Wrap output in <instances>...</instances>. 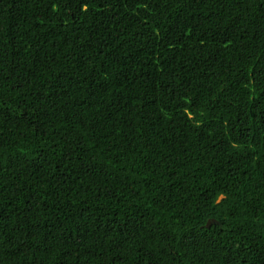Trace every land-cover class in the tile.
<instances>
[{"label":"trees","instance_id":"obj_1","mask_svg":"<svg viewBox=\"0 0 264 264\" xmlns=\"http://www.w3.org/2000/svg\"><path fill=\"white\" fill-rule=\"evenodd\" d=\"M0 264H264V0H0Z\"/></svg>","mask_w":264,"mask_h":264},{"label":"water","instance_id":"obj_2","mask_svg":"<svg viewBox=\"0 0 264 264\" xmlns=\"http://www.w3.org/2000/svg\"><path fill=\"white\" fill-rule=\"evenodd\" d=\"M214 222H215V221H213V220L208 221V223H207V227H210L211 224L214 223Z\"/></svg>","mask_w":264,"mask_h":264}]
</instances>
